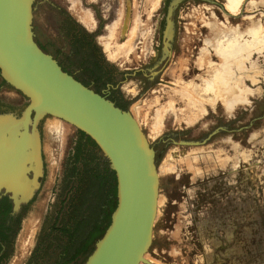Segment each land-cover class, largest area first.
I'll list each match as a JSON object with an SVG mask.
<instances>
[{"label": "rangeland", "instance_id": "rangeland-1", "mask_svg": "<svg viewBox=\"0 0 264 264\" xmlns=\"http://www.w3.org/2000/svg\"><path fill=\"white\" fill-rule=\"evenodd\" d=\"M172 1L34 0V41L64 72L110 93L154 151L157 208L144 259L264 264V42L255 49L249 33L263 37L264 0H181L162 58ZM224 31L251 41L249 55L223 53ZM221 67L224 98L213 95ZM69 126H42L38 187L12 205L0 264H83L104 230L115 174L99 147Z\"/></svg>", "mask_w": 264, "mask_h": 264}, {"label": "water", "instance_id": "water-1", "mask_svg": "<svg viewBox=\"0 0 264 264\" xmlns=\"http://www.w3.org/2000/svg\"><path fill=\"white\" fill-rule=\"evenodd\" d=\"M33 1L0 0V75L29 100L22 115V143L17 148L23 151L29 143L30 120L36 126L45 115L59 118L87 135L115 174L117 203L110 224L83 264H153L144 259V254L157 208L154 151L128 111L64 72L51 55L39 48L31 26ZM180 1L173 0L168 9L162 58L170 56L171 17ZM39 146L38 142L41 164ZM8 186L4 184L0 191L13 196ZM12 196L15 211L20 203Z\"/></svg>", "mask_w": 264, "mask_h": 264}, {"label": "bare ground", "instance_id": "bare-ground-1", "mask_svg": "<svg viewBox=\"0 0 264 264\" xmlns=\"http://www.w3.org/2000/svg\"><path fill=\"white\" fill-rule=\"evenodd\" d=\"M254 28L255 26L253 27V29ZM249 31L250 34L251 33L253 34L252 43H253V47L256 49L257 48L256 46L261 44V42H264V34L262 35L263 37L258 38L255 37V32H253V30H249ZM232 34L233 35L227 34L225 31L224 33L221 34V45H222L221 51L223 53L228 52L229 57L232 58L249 55V53L251 52L249 49L251 47V43H250L251 41L249 42L248 40H246L244 43H242L238 39L237 34H235L234 32ZM224 67L223 68L221 67L222 68L221 70H223V72L221 71V77L217 82V86L213 92L214 93L213 95H218V97L220 98L222 97V95H224L222 92L228 93L227 90H223V88L226 86V83L229 82V77L228 74H226V68ZM215 79L216 78H214V80ZM222 86L224 87L222 88ZM227 88L230 87L228 86ZM234 92L236 91L234 90ZM22 120H23V116L19 120H17L16 123H14L12 126L9 125L10 127L7 129H3L4 126H8L6 122L5 123L2 122L0 124V188L4 184L9 185L8 186L9 190L14 192L13 196L12 193L9 192L10 198L11 196L14 197V199L18 201L20 204H22V202L27 201L34 193L35 188L37 187V183L35 181L34 176L40 173L42 166L40 164L39 156L37 153L38 141L34 136L35 133L32 132L35 127L32 120H30L28 125L29 143L27 144L26 148L23 151L19 152L20 148H17L19 143H22L21 142L22 141L21 133L23 131ZM17 154L18 156H16ZM14 156H16L15 160H14ZM29 174L32 175V178L29 176Z\"/></svg>", "mask_w": 264, "mask_h": 264}, {"label": "crops", "instance_id": "crops-1", "mask_svg": "<svg viewBox=\"0 0 264 264\" xmlns=\"http://www.w3.org/2000/svg\"><path fill=\"white\" fill-rule=\"evenodd\" d=\"M27 105L28 103L26 101V97L23 96L18 90L6 84L0 75V106H1L0 124L2 122L4 123L6 122L8 124V126H4L3 129H7L10 126H12L14 123H16V121L22 117L23 111ZM69 125H70L69 123L50 115H45L41 119H39V121L35 126V129L40 143L39 144L40 155H41V150H43L41 148V136H40L41 133L40 130L42 126L43 127L47 126L48 131H50V129L56 130L58 128L65 133L66 130L69 129L70 127ZM29 176H31V174H29ZM20 263H21V259L12 262L11 264H20Z\"/></svg>", "mask_w": 264, "mask_h": 264}, {"label": "flooded vegetation", "instance_id": "flooded-vegetation-1", "mask_svg": "<svg viewBox=\"0 0 264 264\" xmlns=\"http://www.w3.org/2000/svg\"><path fill=\"white\" fill-rule=\"evenodd\" d=\"M90 42H91L90 45L93 44L92 41H90ZM98 65H99V67H98L99 69L96 71L98 73L97 77L100 76V72L102 69V65H100L99 62H98ZM76 80L79 81L84 86H87L84 82L78 80L77 78H76ZM104 87L106 88V90L108 89L110 92H111V90H114V87L108 83L106 85H104ZM93 91L100 94L101 96H103L105 98H106V95L110 94V93L106 94L103 92L101 93V92H98L94 89H93ZM109 100H111V102H113L115 104V106L120 108V106L116 102H114L111 98H109ZM12 205H13V202L10 199L9 194H5L3 191H1L0 192V224H1L0 225V253L2 250V244L5 242V240H7L9 238L10 231L12 230L11 229L12 228L11 223L13 221V217L11 216Z\"/></svg>", "mask_w": 264, "mask_h": 264}, {"label": "trees", "instance_id": "trees-1", "mask_svg": "<svg viewBox=\"0 0 264 264\" xmlns=\"http://www.w3.org/2000/svg\"><path fill=\"white\" fill-rule=\"evenodd\" d=\"M105 83V82H104ZM108 83V82H107ZM107 83H105L104 85H106ZM103 85V86H104ZM86 87H88V85L86 86ZM113 174H114V172H113ZM115 197H116V194H115ZM115 207H116V200H115V202H114V206L112 207V209L110 210V212H109V216H108V222H107V224H106V226H105V228H104V230L102 231V233L98 236V238L96 239V242L102 237V235H103V233L105 232V230H106V228L108 227V225L110 224V216H111V213L114 211V209H115ZM93 251V250H92ZM91 251V252H92ZM91 252H90V254H91ZM89 254V255H90ZM88 255V256H89ZM87 256V257H88Z\"/></svg>", "mask_w": 264, "mask_h": 264}]
</instances>
